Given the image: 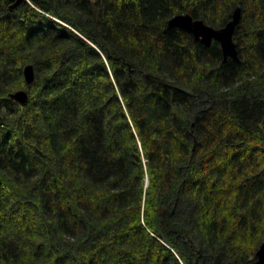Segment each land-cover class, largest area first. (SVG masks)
<instances>
[{"label": "trees", "instance_id": "trees-1", "mask_svg": "<svg viewBox=\"0 0 264 264\" xmlns=\"http://www.w3.org/2000/svg\"><path fill=\"white\" fill-rule=\"evenodd\" d=\"M0 115V264H255L264 0H0Z\"/></svg>", "mask_w": 264, "mask_h": 264}, {"label": "water", "instance_id": "water-1", "mask_svg": "<svg viewBox=\"0 0 264 264\" xmlns=\"http://www.w3.org/2000/svg\"><path fill=\"white\" fill-rule=\"evenodd\" d=\"M241 20V6H238L232 19L229 20L224 26L220 28L213 27L204 22L202 19L194 18L190 12L177 13L169 20V25L172 27H178L193 34L196 40L210 46L213 40L218 41L221 44L224 59L229 57L234 60H240L237 43L234 40V34L237 25ZM35 67L34 64H28L24 67V76L28 85L33 84L35 81ZM12 97L19 103H26L29 95L25 89L18 90L12 93ZM2 116L0 115V124ZM2 179L0 176V186ZM255 264H264V241L256 252Z\"/></svg>", "mask_w": 264, "mask_h": 264}, {"label": "bare ground", "instance_id": "bare-ground-1", "mask_svg": "<svg viewBox=\"0 0 264 264\" xmlns=\"http://www.w3.org/2000/svg\"><path fill=\"white\" fill-rule=\"evenodd\" d=\"M27 83V82H26ZM18 91V90H17Z\"/></svg>", "mask_w": 264, "mask_h": 264}, {"label": "flooded vegetation", "instance_id": "flooded-vegetation-1", "mask_svg": "<svg viewBox=\"0 0 264 264\" xmlns=\"http://www.w3.org/2000/svg\"><path fill=\"white\" fill-rule=\"evenodd\" d=\"M238 7V6H237Z\"/></svg>", "mask_w": 264, "mask_h": 264}, {"label": "rangeland", "instance_id": "rangeland-1", "mask_svg": "<svg viewBox=\"0 0 264 264\" xmlns=\"http://www.w3.org/2000/svg\"><path fill=\"white\" fill-rule=\"evenodd\" d=\"M24 72V71H23Z\"/></svg>", "mask_w": 264, "mask_h": 264}]
</instances>
